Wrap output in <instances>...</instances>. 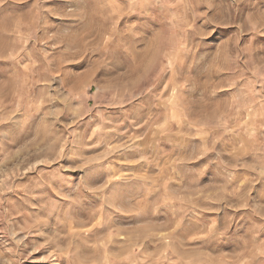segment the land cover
Listing matches in <instances>:
<instances>
[{
	"label": "rangeland",
	"instance_id": "1",
	"mask_svg": "<svg viewBox=\"0 0 264 264\" xmlns=\"http://www.w3.org/2000/svg\"><path fill=\"white\" fill-rule=\"evenodd\" d=\"M0 264H264V0H0Z\"/></svg>",
	"mask_w": 264,
	"mask_h": 264
}]
</instances>
